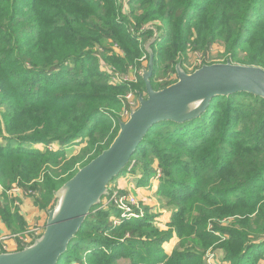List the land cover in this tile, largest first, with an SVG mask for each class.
I'll list each match as a JSON object with an SVG mask.
<instances>
[{"label": "trees", "instance_id": "16d2710c", "mask_svg": "<svg viewBox=\"0 0 264 264\" xmlns=\"http://www.w3.org/2000/svg\"><path fill=\"white\" fill-rule=\"evenodd\" d=\"M130 3L0 0L4 195L16 186L47 214L55 193L118 135L119 119L112 110L119 108L126 86L112 85L99 71L105 56L115 53L105 42L134 63L154 36L147 29L163 32L162 41L152 46L157 90L173 84L154 81L157 61L176 74L189 50L203 55L205 65L214 45L223 47L228 62L264 69V0ZM144 27L142 47L130 30ZM141 84L145 91L142 78ZM78 140L85 142L78 155L65 150ZM133 160L141 171L139 186L148 185L155 166L161 168V199L176 209L171 229L161 231L149 215L113 226L109 219L119 210L96 206L58 264H208L209 250H220L227 264H261L264 99L247 93L216 97L197 119L161 122L123 172ZM8 201L0 202V218L13 233L22 232L26 223L18 210H11L14 201ZM174 238L177 247L168 254L163 246Z\"/></svg>", "mask_w": 264, "mask_h": 264}, {"label": "water", "instance_id": "95a60500", "mask_svg": "<svg viewBox=\"0 0 264 264\" xmlns=\"http://www.w3.org/2000/svg\"><path fill=\"white\" fill-rule=\"evenodd\" d=\"M146 43L149 64L142 72L145 94L138 93L139 106L103 151L55 193V205L47 211L45 229L31 244L14 252L0 253V264H58L92 209L110 196L111 182L129 165L150 129L166 121L186 123L199 118L216 97L247 93L264 99V69L231 62L205 64L188 73L180 62L177 81L157 90L153 86L155 55L152 46L163 37L153 26Z\"/></svg>", "mask_w": 264, "mask_h": 264}, {"label": "rangeland", "instance_id": "374dc122", "mask_svg": "<svg viewBox=\"0 0 264 264\" xmlns=\"http://www.w3.org/2000/svg\"><path fill=\"white\" fill-rule=\"evenodd\" d=\"M122 0H116L117 3H120ZM130 3L129 1L125 0V5ZM131 4V3H130ZM131 7V6H128ZM141 44V43H140ZM106 46L113 48L114 54H107L105 56V60L101 61L99 66V71L107 76H109L110 83L115 86H126L125 93L119 97V101L121 102L118 109L112 110V114L116 115L119 120L126 121L129 117L128 109L136 105L138 102V93L145 94L144 87L141 84L142 72L144 69L148 67L149 64V57L147 56L146 52L145 55H142L139 60L134 63H129L127 58L123 57L122 51L117 47L114 46L111 42H105ZM143 47V44H142ZM115 55V56H113ZM125 61V64L119 61V59ZM203 55L199 53H194L191 50L188 51L186 58L183 63L184 69L188 73L194 72L196 69L203 66ZM228 55H225L223 47L220 45H214L210 54L206 57L207 64H217V63H226L228 62ZM227 60V61H226ZM106 61V62H105ZM158 62V63H157ZM156 63V75H154V81L159 83H168V82H176L177 77L172 71L167 70L165 65L161 62V60L157 61ZM233 63L232 61H229ZM237 64V63H234ZM114 75H117L119 79H125L129 77L131 79L130 84H125L116 82L114 80ZM163 77V78H162ZM160 80V81H159ZM159 81V82H158ZM116 123L113 125V129H115ZM85 142L82 140H78L70 144L68 147L65 148L66 151L72 152L74 155H78L81 149L84 147ZM47 146L45 145H38L36 148L41 150H45ZM52 149L59 150L62 149L60 146L52 145ZM136 161L133 160L131 165L128 168V172H122L117 178H115L111 184L110 188L112 193H123L130 196V198L134 199L135 204L132 205L127 203V201H116L118 205L113 203L116 207H118L119 212L110 217V223L114 225H118V223L124 219V206L126 208L133 209L137 214H141L143 216L149 215L154 218V224L161 230V231H168L171 229V225L173 222V214L176 209L173 205H170V202L165 200V204L161 198L165 199L162 193L159 192L160 187L164 184L161 182V168L155 166V175L149 180L148 185L139 186V181L141 178V171L139 169H135ZM149 190H147V189ZM0 189L4 191L2 185L0 184ZM10 192V190H9ZM162 196V197H161ZM7 198V197H6ZM7 200L10 201L9 198ZM33 200V199H32ZM14 206H21L20 202L15 203ZM122 207V209L120 208ZM27 209V208H26ZM30 209H33L30 207ZM107 209V208H106ZM121 209V210H120ZM28 210V209H27ZM46 215V213L44 212ZM45 217V216H44ZM47 218V216H46ZM134 219L132 216H128L126 221H130ZM38 225V224H37ZM119 226V225H118ZM176 239V238H174ZM173 241L166 243L163 246V249H166L167 252L172 251L175 247H177V241ZM0 242V250L3 246H1ZM3 244V243H2ZM166 247V248H164ZM212 251L209 250L208 253ZM218 257L220 262L223 263V253L220 250H216L214 252ZM264 260V259H263ZM263 260L261 263H263ZM123 262V261H122ZM120 262V264H123Z\"/></svg>", "mask_w": 264, "mask_h": 264}, {"label": "built area", "instance_id": "2783aa9c", "mask_svg": "<svg viewBox=\"0 0 264 264\" xmlns=\"http://www.w3.org/2000/svg\"><path fill=\"white\" fill-rule=\"evenodd\" d=\"M126 1H129V2H131L132 0H126ZM125 3V0H122L120 3H118V4H121V3ZM150 27H152V26H150ZM149 27V28H150ZM154 27V26H153ZM148 28V29H149ZM147 29V30H148ZM145 30H146V28L144 27L143 29H141L140 31H137V30H135V29H131L130 31L132 32V35L133 36H136V37H138V40H139V42L142 44L143 43V40H142V38H141V34L143 33V32H145ZM162 41V38H160L159 40H158V42H161ZM147 54V53H146ZM117 75H115L114 76V80L116 81V82H119V83H125V84H130L132 81H131V79H129V77H126L125 79H119L118 77H116ZM138 106H139V100H138V102L136 103V105L135 106H133L132 108L130 107L129 109H128V112H129V116H130V114H131V112L132 111H134V110H136L137 108H138ZM129 118V117H128ZM10 192L11 193H13L14 194V196L16 197V198H18V197H25V193L20 189V188H18V187H16V186H14L11 190H10ZM111 195V194H110ZM107 200H105L104 202H103V204L101 205V209H106V208H108L109 206H111V205H113V203H115L116 205H118L117 203H116V201H127V203L128 204H130L131 202H132V205H134L135 204V202H134V199L133 198H130V196L129 195H127V194H123V195H121L120 193H112V195L111 196H109L108 198H106ZM115 206V205H114ZM116 207V206H115ZM117 209H119L118 207H116ZM120 208L122 209V207L120 206ZM120 209V210H121ZM123 211H124V219H122L119 223H118V225L120 226L124 221H126V218L128 217V216H132V217H134V219H142V218H144V216L143 215H141V214H137V212H135L133 209H130V208H126L125 209V206H124V209H123ZM118 225H114V226H118ZM44 229H45V225H34V226H32V227H29V228H27L26 230H24L22 233H20V234H17V235H14L12 238L13 239H17V241L19 242V244H21V246H24V245H28V244H31L32 242H33V240L35 239V238H37V237H39V236H41L42 235V233L44 232ZM3 240H5L4 238H1L0 239V242H2ZM2 250H4V251H7V252H9L8 251V248H7V246L6 245H4L3 247H2ZM1 251V250H0ZM207 262H208V264H227V263H222V262H220V260H219V257L215 254V253H209V255H208V257H207Z\"/></svg>", "mask_w": 264, "mask_h": 264}, {"label": "crops", "instance_id": "0c3cea01", "mask_svg": "<svg viewBox=\"0 0 264 264\" xmlns=\"http://www.w3.org/2000/svg\"><path fill=\"white\" fill-rule=\"evenodd\" d=\"M145 189H147V188H145ZM147 190H149V189H147ZM6 197L9 198L10 201H14L15 203H17V202L21 203L20 207L19 206H14L12 203H9V205H11V210L13 211V213H14L15 210H18L19 214L24 219V221L26 223V228L24 230H26L27 228L32 227L34 225H37V224L38 225H45L46 220H47V218H46L47 214L45 215L44 212L41 211L35 205V203L32 200V198H30V197H18V198H16L14 196V194L9 192V191H7L6 194L4 195V191L2 189H0V200H1L0 202L1 203L3 201L5 202V200L7 199ZM30 207L34 208L33 211H32V209H30ZM22 232L13 233L8 228L6 223L0 218V239L1 238L5 239V240L2 241L3 244L1 243V246L6 245L9 252H14V251L18 250V248L20 247L19 246V242L17 241V239H13L12 237L14 235L20 234ZM174 240L177 241V238L174 239ZM164 248H166V247H164ZM172 251L167 252V250H166V252L168 254H171ZM261 264H264V260H263V263H261Z\"/></svg>", "mask_w": 264, "mask_h": 264}]
</instances>
